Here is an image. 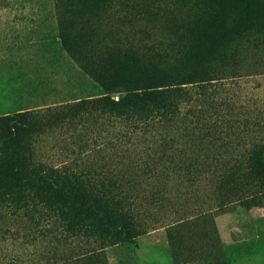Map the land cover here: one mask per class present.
Returning <instances> with one entry per match:
<instances>
[{"label": "rangeland", "instance_id": "1", "mask_svg": "<svg viewBox=\"0 0 264 264\" xmlns=\"http://www.w3.org/2000/svg\"><path fill=\"white\" fill-rule=\"evenodd\" d=\"M146 71L185 82H103ZM22 110L64 179L0 197V264H264V0H0V116ZM82 185L109 215L71 213Z\"/></svg>", "mask_w": 264, "mask_h": 264}, {"label": "trees", "instance_id": "2", "mask_svg": "<svg viewBox=\"0 0 264 264\" xmlns=\"http://www.w3.org/2000/svg\"><path fill=\"white\" fill-rule=\"evenodd\" d=\"M221 18L219 15L209 13H203L198 17L201 30L210 40L213 39V34L217 30ZM124 57L120 58L118 62L126 63L134 70L143 67L146 69L147 64L143 57H139L137 54L128 58ZM109 75L108 80L102 79L108 88L117 85L116 83L119 81L124 83V86L129 89L148 91V94L161 92L156 91L159 90L160 86L170 87L178 85L176 86L178 88L179 84L185 82H173V80L168 79L169 77H179L180 74L171 75L166 78L164 76L158 81H154L153 79L156 77H153L147 71L142 74L138 73V75L136 74V76L127 78L126 80H123L124 77L122 78L119 74L113 76L110 73ZM192 77L189 76L188 78L187 76L185 80L192 79ZM55 114L57 115L59 112ZM45 120L49 119L44 113L32 110H22L12 115L6 114L0 116V197L9 193L10 190L24 189L35 184H38L41 190H43L45 185L51 186L52 182L63 178L59 176L60 167L45 165L42 161L35 158L32 139L34 133L41 128ZM65 177H67L65 180H67L68 184H73V179L79 178L77 175L69 176V174H66ZM84 188L85 186L83 185L80 188V191L83 193L81 200L78 202L80 207L73 208L71 213L74 210H78V214L94 220L100 217V212H96V210L100 209L103 214L109 215L108 206H110V199L115 198L112 191L103 193L100 197L98 196L99 194L91 192L88 188L83 190Z\"/></svg>", "mask_w": 264, "mask_h": 264}]
</instances>
